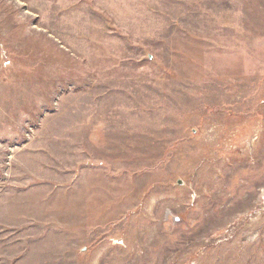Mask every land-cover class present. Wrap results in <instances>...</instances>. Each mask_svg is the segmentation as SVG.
I'll return each instance as SVG.
<instances>
[{"label": "rangeland", "instance_id": "1", "mask_svg": "<svg viewBox=\"0 0 264 264\" xmlns=\"http://www.w3.org/2000/svg\"><path fill=\"white\" fill-rule=\"evenodd\" d=\"M0 264H264V0H0Z\"/></svg>", "mask_w": 264, "mask_h": 264}]
</instances>
